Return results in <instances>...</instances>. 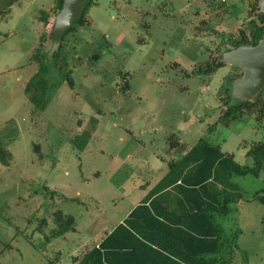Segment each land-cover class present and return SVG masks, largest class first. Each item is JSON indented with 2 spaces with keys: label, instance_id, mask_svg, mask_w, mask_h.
I'll return each mask as SVG.
<instances>
[{
  "label": "rangeland",
  "instance_id": "rangeland-1",
  "mask_svg": "<svg viewBox=\"0 0 264 264\" xmlns=\"http://www.w3.org/2000/svg\"><path fill=\"white\" fill-rule=\"evenodd\" d=\"M247 1L98 0L91 22L66 37L61 71L51 56L60 41L42 18L50 12L54 23L56 0H13L0 13V144L13 156L0 161V264H71L163 176L172 134L187 149L205 137L253 165L246 155L264 138V118L209 130L238 68L192 73L217 48L218 31L245 27ZM233 181L234 211L219 218L227 235L241 229L231 264H264V204L255 196L264 162L259 176ZM57 211L74 216L76 231L52 236Z\"/></svg>",
  "mask_w": 264,
  "mask_h": 264
},
{
  "label": "trees",
  "instance_id": "trees-1",
  "mask_svg": "<svg viewBox=\"0 0 264 264\" xmlns=\"http://www.w3.org/2000/svg\"><path fill=\"white\" fill-rule=\"evenodd\" d=\"M260 1H247L245 27H241L237 35L223 31L222 36L217 30L220 37L217 48L208 54L205 61L195 66L193 74H210L225 65L222 60L224 51L241 44L255 45L259 42L264 34V13L260 9ZM97 3L98 0H89L81 18L61 36L58 48L51 55L60 71L64 67L60 63L66 59V37L78 29L76 25L91 22L87 16L90 7ZM62 5L63 0H56L55 11L58 12ZM225 13H228V9ZM50 17V12L42 17L49 29L52 24ZM204 22L202 20V25ZM202 25L195 28L201 30ZM46 57L42 47L34 54V59L40 62ZM42 68L44 66L40 70ZM236 68L239 71L227 79L226 108L209 126L210 132H214L219 124L229 126L244 115H256L259 120L264 118V89L251 101L233 99L232 82L242 75V69ZM63 76L74 87L70 73H63ZM34 77L27 90L35 82ZM126 87L128 85L122 86V89ZM230 98L233 102H230ZM168 144L170 158L167 159L168 168L163 176L148 189L122 222L94 245H86L83 253L72 255L71 264H231L239 246L241 229L237 228L227 235L219 218L229 216L234 211L238 186L233 176L248 173L260 175L264 162V138L252 143L247 152L246 156L253 159V165L239 163L220 145L205 137L187 149L172 134ZM12 157L9 149L0 144V161L9 165ZM150 185L146 183L143 186L148 188ZM255 196L264 204V190ZM54 219L58 228L52 236L76 231L74 216L57 211Z\"/></svg>",
  "mask_w": 264,
  "mask_h": 264
},
{
  "label": "water",
  "instance_id": "water-1",
  "mask_svg": "<svg viewBox=\"0 0 264 264\" xmlns=\"http://www.w3.org/2000/svg\"><path fill=\"white\" fill-rule=\"evenodd\" d=\"M13 0H0L2 13ZM89 0H63L61 9L56 13L49 34L60 41L61 36L84 14ZM264 13V0L260 1ZM225 65L242 69V75L232 82L234 100L251 101L264 89V34L259 42L241 44L223 52Z\"/></svg>",
  "mask_w": 264,
  "mask_h": 264
},
{
  "label": "crops",
  "instance_id": "crops-1",
  "mask_svg": "<svg viewBox=\"0 0 264 264\" xmlns=\"http://www.w3.org/2000/svg\"><path fill=\"white\" fill-rule=\"evenodd\" d=\"M53 22V18H52V16L50 17V24ZM0 41H1V39H0ZM150 187V186H149Z\"/></svg>",
  "mask_w": 264,
  "mask_h": 264
}]
</instances>
